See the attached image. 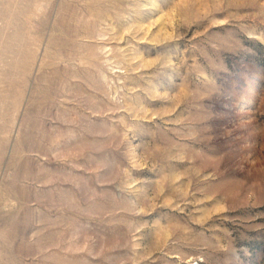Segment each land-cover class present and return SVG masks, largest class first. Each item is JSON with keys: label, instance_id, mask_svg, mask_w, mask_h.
Listing matches in <instances>:
<instances>
[{"label": "rangeland", "instance_id": "374dc122", "mask_svg": "<svg viewBox=\"0 0 264 264\" xmlns=\"http://www.w3.org/2000/svg\"><path fill=\"white\" fill-rule=\"evenodd\" d=\"M0 264H264V0H0Z\"/></svg>", "mask_w": 264, "mask_h": 264}]
</instances>
